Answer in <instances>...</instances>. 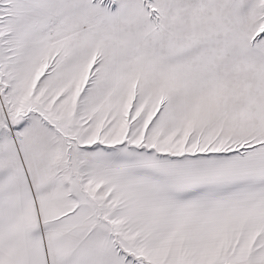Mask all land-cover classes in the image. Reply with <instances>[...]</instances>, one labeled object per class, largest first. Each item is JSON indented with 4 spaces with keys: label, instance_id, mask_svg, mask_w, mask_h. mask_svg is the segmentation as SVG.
Returning <instances> with one entry per match:
<instances>
[{
    "label": "snow or ice",
    "instance_id": "snow-or-ice-1",
    "mask_svg": "<svg viewBox=\"0 0 264 264\" xmlns=\"http://www.w3.org/2000/svg\"><path fill=\"white\" fill-rule=\"evenodd\" d=\"M0 264H264V0H0Z\"/></svg>",
    "mask_w": 264,
    "mask_h": 264
}]
</instances>
